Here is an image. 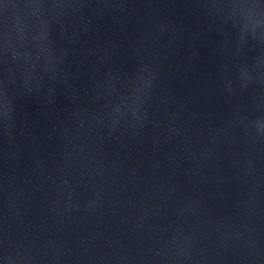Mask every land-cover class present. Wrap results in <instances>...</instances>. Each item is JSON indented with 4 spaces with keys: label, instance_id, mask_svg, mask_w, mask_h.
Returning <instances> with one entry per match:
<instances>
[{
    "label": "water",
    "instance_id": "95a60500",
    "mask_svg": "<svg viewBox=\"0 0 264 264\" xmlns=\"http://www.w3.org/2000/svg\"><path fill=\"white\" fill-rule=\"evenodd\" d=\"M0 264H264V0H0Z\"/></svg>",
    "mask_w": 264,
    "mask_h": 264
}]
</instances>
